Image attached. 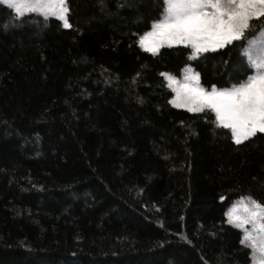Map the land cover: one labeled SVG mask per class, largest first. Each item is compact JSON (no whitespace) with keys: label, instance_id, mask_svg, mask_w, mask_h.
I'll list each match as a JSON object with an SVG mask.
<instances>
[{"label":"trees","instance_id":"1","mask_svg":"<svg viewBox=\"0 0 264 264\" xmlns=\"http://www.w3.org/2000/svg\"><path fill=\"white\" fill-rule=\"evenodd\" d=\"M66 3L67 29L0 2V264H252L225 214L264 205V134L235 144L161 75L227 88L246 55L144 51L159 0Z\"/></svg>","mask_w":264,"mask_h":264},{"label":"snow or ice","instance_id":"2","mask_svg":"<svg viewBox=\"0 0 264 264\" xmlns=\"http://www.w3.org/2000/svg\"><path fill=\"white\" fill-rule=\"evenodd\" d=\"M0 2L13 9L17 17L26 12H39L45 17L57 18L66 29L71 27L66 0ZM159 3V18L153 20L151 30L138 41L144 51L156 55L162 46L183 45L191 48L188 58L192 60L202 53L232 45L247 56L248 67L254 69L239 84L222 89L213 85L210 90L201 86L199 73L190 66H185L183 81L161 73L175 93L169 103L193 113L211 110L217 127L230 129L231 140L237 145L257 133L264 134V0H159ZM254 20L262 23L257 25L252 23ZM250 31L255 33L251 38ZM234 41H242L244 46L233 44ZM254 50L259 51L258 56H253ZM247 199L252 205L247 216L229 211L225 214L227 223L243 230L240 244L254 254L253 264H264V205L251 197ZM249 223L256 236L244 229Z\"/></svg>","mask_w":264,"mask_h":264},{"label":"rangeland","instance_id":"3","mask_svg":"<svg viewBox=\"0 0 264 264\" xmlns=\"http://www.w3.org/2000/svg\"><path fill=\"white\" fill-rule=\"evenodd\" d=\"M26 13H29V12H26ZM37 13H39V12H37ZM24 14H25V13H24ZM250 38H251V37H250ZM162 47H163V46H162ZM160 48H161V47H160ZM258 55H259V51H258V50H254V51H253V56L255 57V56H258ZM246 57H247V56H246ZM247 60H248V59H247ZM187 66H190V67L193 69L194 72H197V71L195 70V68L193 67V65L188 64ZM184 69H185V67H184ZM184 69H183L181 75H177V74L172 73V72H164V73H167V74H170V75L174 76L175 79H176L177 81H183V78H184ZM253 71H254V69H253ZM197 73H198V72H197ZM252 73H253V72H252ZM166 82H167V80H166ZM200 84H201V83H200ZM167 85H168V82H167ZM201 86H202V85H201ZM217 88H218V89H222V88H220V87H217ZM227 88H229V87H227ZM210 89H211V88H210ZM210 89H206V90H210ZM174 95H175V93H173L172 98L174 97ZM172 98H171V99H172ZM185 109H186V108H185ZM245 205L248 206V207H247V210H246V208H245ZM251 209H252L251 202H250L248 199H243V200L241 199V200L237 201L236 203L232 204V205L230 206L228 212L234 210V213H235L236 215H239V216H241V217H244V216H247L248 211H250ZM259 222H260V221H258V223H259ZM244 229H246V230L252 232V234H253L254 236L257 235V232L253 230V225H252V223L245 224V225H244ZM242 232H243V230H242ZM251 254H252L251 256L254 255L253 253H251ZM251 258H252V257H251ZM251 263L253 264V262H251Z\"/></svg>","mask_w":264,"mask_h":264}]
</instances>
